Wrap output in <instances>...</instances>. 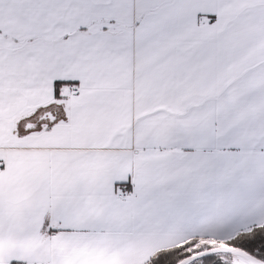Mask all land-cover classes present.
Listing matches in <instances>:
<instances>
[{
  "label": "snow or ice",
  "instance_id": "1",
  "mask_svg": "<svg viewBox=\"0 0 264 264\" xmlns=\"http://www.w3.org/2000/svg\"><path fill=\"white\" fill-rule=\"evenodd\" d=\"M0 264H264V0H0Z\"/></svg>",
  "mask_w": 264,
  "mask_h": 264
}]
</instances>
